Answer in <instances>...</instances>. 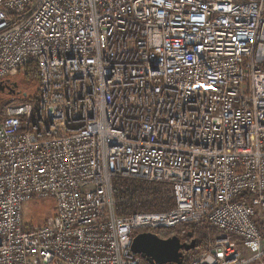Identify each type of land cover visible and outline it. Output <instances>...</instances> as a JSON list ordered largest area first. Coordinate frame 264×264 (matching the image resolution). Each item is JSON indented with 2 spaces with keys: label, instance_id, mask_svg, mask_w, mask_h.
<instances>
[{
  "label": "built area",
  "instance_id": "obj_1",
  "mask_svg": "<svg viewBox=\"0 0 264 264\" xmlns=\"http://www.w3.org/2000/svg\"><path fill=\"white\" fill-rule=\"evenodd\" d=\"M28 63L36 103H0V264H141L136 234L192 223L221 234L186 264L264 258V0H0V80ZM128 181L173 206L118 213ZM35 198L55 213L25 230Z\"/></svg>",
  "mask_w": 264,
  "mask_h": 264
},
{
  "label": "trees",
  "instance_id": "obj_2",
  "mask_svg": "<svg viewBox=\"0 0 264 264\" xmlns=\"http://www.w3.org/2000/svg\"><path fill=\"white\" fill-rule=\"evenodd\" d=\"M18 73L21 72L22 76L26 78L27 80H33L36 81L38 84L39 76L37 73V67L33 63H28L23 66V68L19 69L17 71ZM15 74V73H14ZM11 75L15 77L16 75ZM21 101H31L33 103H36L37 101V92L34 95L21 97ZM134 184L138 188V193L141 198L138 199V202H132L129 201L127 204L122 205L121 208L118 210V213L120 214H128L129 212H141V211H147V212H154V211H166V209H169L173 205V199L172 195L169 192V188L163 184H149L145 186L143 182H133L128 181L127 185ZM135 191V190H134ZM136 192V191H135ZM36 199V198H35ZM33 199V200H35ZM32 201V200H31ZM24 215V214H23ZM46 221L43 222L45 224ZM42 224V225H43ZM41 225V226H42ZM260 225L262 226V230L264 233V221H260ZM38 227L37 225L30 223V225H27L24 223V229L30 230V228ZM203 228V229H201ZM173 230V231H172ZM172 230H169L167 232V236L172 235L171 232H174L173 234H176L179 236L183 241L188 237V232H191V238H192V231L194 232L193 235L195 239V247L188 251L183 252L184 260L182 264H186L189 260L193 259L196 253L205 250L209 246L208 236L210 234H213L215 230L208 227L206 223H192V224H184L179 225ZM141 264H148L144 259H141Z\"/></svg>",
  "mask_w": 264,
  "mask_h": 264
},
{
  "label": "water",
  "instance_id": "obj_3",
  "mask_svg": "<svg viewBox=\"0 0 264 264\" xmlns=\"http://www.w3.org/2000/svg\"><path fill=\"white\" fill-rule=\"evenodd\" d=\"M188 237H191V233H188ZM195 244L193 237L186 242L175 234L162 238L156 233L142 231L133 237L131 250L148 264H182L183 252L192 250Z\"/></svg>",
  "mask_w": 264,
  "mask_h": 264
},
{
  "label": "rangeland",
  "instance_id": "obj_4",
  "mask_svg": "<svg viewBox=\"0 0 264 264\" xmlns=\"http://www.w3.org/2000/svg\"><path fill=\"white\" fill-rule=\"evenodd\" d=\"M13 74H11V75H13ZM14 75H16V76L15 77L10 76V78L12 77V79H14L18 83L20 94L9 95L7 93H1L0 92V103H2V102L6 103V102H12V101L19 102L22 100L21 97L22 96L24 97V93L26 96H31V95L36 94V92L38 91V84L36 81L29 80V79L27 80L26 78H24V76H22L21 72H19V73L16 72ZM23 211H24V223L25 224L30 225V223H33L37 226H41L44 221H46L47 219H49V217L54 215V213H55V200H54V198L53 199L52 198H41V199L39 198V199H35L32 201L26 202L23 206ZM208 227L211 228L210 226H208ZM201 229H203V228H201ZM211 229H213L215 231L213 232V234H210V236H208L207 240L209 241V246L213 242L212 240L221 234V232L219 230H216L214 228H211ZM163 233L164 232H161V234H163ZM173 233L174 232H171L172 235H173ZM188 233H191V232H188ZM193 233L194 232L192 231V237L194 239H196L194 237L195 235H193ZM166 235H167V233H164V236H166ZM190 240H191V237L190 238L187 237L186 239H184V241H186V242H189ZM203 251L196 253L195 256H198ZM249 264H264V258H262L261 260H256V261L254 260V261L250 262Z\"/></svg>",
  "mask_w": 264,
  "mask_h": 264
},
{
  "label": "flooded vegetation",
  "instance_id": "obj_5",
  "mask_svg": "<svg viewBox=\"0 0 264 264\" xmlns=\"http://www.w3.org/2000/svg\"><path fill=\"white\" fill-rule=\"evenodd\" d=\"M15 83H16V85H15ZM0 92L1 93H7L9 95L20 94L18 83L14 79H12V77L1 79L0 80Z\"/></svg>",
  "mask_w": 264,
  "mask_h": 264
},
{
  "label": "snow or ice",
  "instance_id": "obj_6",
  "mask_svg": "<svg viewBox=\"0 0 264 264\" xmlns=\"http://www.w3.org/2000/svg\"><path fill=\"white\" fill-rule=\"evenodd\" d=\"M211 78L209 77V80H210ZM196 87H205V85H202V84H198V85H196Z\"/></svg>",
  "mask_w": 264,
  "mask_h": 264
}]
</instances>
